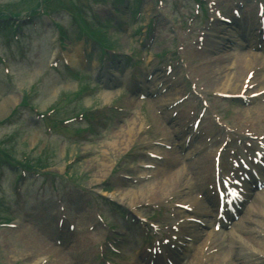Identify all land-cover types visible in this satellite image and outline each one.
<instances>
[{
	"label": "rangeland",
	"instance_id": "374dc122",
	"mask_svg": "<svg viewBox=\"0 0 264 264\" xmlns=\"http://www.w3.org/2000/svg\"><path fill=\"white\" fill-rule=\"evenodd\" d=\"M70 1L74 9L91 13L99 21H102L106 29L105 37L108 45L121 56L129 55V58L139 52H146L148 55L147 62L150 63L151 69L153 67L157 69L160 64L159 61H156L157 57L171 48V38L166 23H158L155 32L149 33L148 29H145L148 24L147 20L154 17V11L150 7L151 0H144V2L135 7L131 3L126 6L125 2L118 0ZM17 2L18 0H0V11H3L6 7L17 6ZM109 5L116 10V14L119 16L118 21L109 16L107 11ZM136 11H141L142 18L135 21L133 17ZM60 17L56 20L63 19L68 21L65 14H61ZM45 23L48 22L45 21ZM47 25L49 28L44 26V28L38 29V34L35 37V41L42 45L40 50L34 47L33 53H24V56L22 55V50L25 48V42L16 43L11 40L12 33L0 31V56H6L11 59L24 57L25 59L19 60L18 63L11 62L8 76L3 75L0 71V120L6 119L12 109L20 105L23 95H29L28 97L31 98L34 93L38 95V99L32 102V107L36 108L38 112L51 108L60 96L72 97L67 98V102L71 100L68 104L66 102V104H62L58 108L54 115L58 119L69 118L82 110H100L102 108L105 111L107 110L106 107L114 104H119L123 110L125 108L126 113L123 116H121L122 114H110V118L102 128H100L102 116H99L98 121L90 126L88 135L82 132L85 129L84 126L74 125L66 130L56 128L52 131L54 136L51 139H47L43 125L34 123L31 113L19 109L18 112L16 111L17 116L12 118V120L14 119V125H10L11 127L5 128L3 131L16 136V140L12 139L11 143L17 148L13 152L8 153L12 159L6 167L0 161V222H16V224L15 228H0V264H35L42 258H45L46 264H97V257L93 256L95 254L93 248L97 244L96 237L92 242H89L88 240L82 241L76 235H73L68 237L70 240L66 241L65 244L62 243L61 247L55 245L54 236L53 240L47 237L49 233L51 235L54 234L55 217L52 216L55 211L54 204L51 199V201H46L43 204L31 200V197L37 195L36 187H38L36 182L32 183L30 181L31 178H28V182L25 180L26 189H28L26 193L24 194L22 190L20 195L17 194L14 187V179L17 172H14L12 167L14 164L12 163L19 162L20 157L26 155L29 164L38 166V168L42 169L43 174L50 173L51 175H47L46 179L51 178L54 183L61 182V172L66 167L67 171H69L70 179L74 180L76 185L85 190H89V188L99 190V185L108 180L109 185L107 186L108 188L104 189V192L116 201H122L128 207L132 203L129 198H124L122 195L129 191L130 193H135L131 189L132 186L116 183L118 179L110 176V172L114 171V169L126 170L132 165L131 158L127 157V152L131 149L134 150L142 143L141 132L143 130H140L141 126L142 128L151 126L148 131H144L147 132L146 135L149 138L161 137L162 133L152 119V117L158 116L156 110H151L152 105L144 102L142 106H131L123 87L115 88L114 90L103 89L92 80L93 73L91 71L80 73L74 65L73 67L77 74H75L76 78L61 70L60 65H58L60 67L58 72L50 69V62L55 48V34L53 32L54 26ZM174 35L177 38V43L182 40L187 45L188 41L184 39L181 33ZM74 37V31L70 30L72 41ZM149 37L151 38L149 39ZM147 39H149L148 42L151 46L145 48L144 45ZM77 40L75 39L76 44L74 42L72 47H67L68 52L71 54L69 57H72L76 51ZM176 42L172 46H177ZM222 51H218V55ZM96 54L94 52L92 59H90L91 68L96 67L100 62L95 57ZM215 56L214 54L210 57ZM119 58L123 59V57ZM73 60L75 58L71 60L72 63ZM232 62L230 61L225 66L220 65V67L212 69L208 67L210 66L208 61H204L205 65L200 69V74H198L200 83L207 90H215L222 83H225L226 78H231L229 74H225L226 69L229 71L232 69L231 71H234L233 74L235 76L242 75L249 68L235 64V61L234 63ZM122 65L128 66L126 61H123ZM222 109L225 110V112L223 111L225 114L224 118L233 124V127L235 125L236 127L255 131L262 129L264 126V102H257L247 108L240 106L237 102H229L225 103ZM119 119L123 120L119 122ZM129 121L136 123L135 134L131 138L132 142H128L122 147L111 148L110 142L116 141L115 138L125 130ZM3 137L4 133H0V139ZM48 143L49 149L47 150L45 146ZM37 157H40L41 165H39ZM70 160H74V162L70 163ZM102 163H105L104 167L100 165ZM206 170H208V166ZM149 183H151V180ZM150 188V186H143L140 190H136V192L141 191L142 195L134 202L145 201L152 203L161 200L162 197L159 198L156 194L157 191H152ZM52 189L53 187L49 189V194H52ZM117 195H121V197L118 196L116 198ZM20 200H27L24 206L25 211L18 206ZM91 205L89 201L88 203L85 201L80 202V206L88 210L87 220L84 217V219L82 218V213H79V210L72 214L74 218L79 215L77 228L80 230V236L83 235L84 221L86 224L92 221L91 211L93 209ZM262 208L264 209L263 206ZM258 221V231L261 229L259 232H264V211L263 217H260ZM242 227L241 231L244 230V226ZM243 233L247 234L246 237L252 239V234ZM37 238L46 239L42 241L48 244V247L41 248L40 244H35L37 241H34V239ZM53 248H57L59 253H54ZM57 259L59 261H56ZM214 263L215 257L208 260V264Z\"/></svg>",
	"mask_w": 264,
	"mask_h": 264
},
{
	"label": "bare ground",
	"instance_id": "6f19581e",
	"mask_svg": "<svg viewBox=\"0 0 264 264\" xmlns=\"http://www.w3.org/2000/svg\"><path fill=\"white\" fill-rule=\"evenodd\" d=\"M235 53L236 52L234 51L233 54H235ZM233 54L231 55L230 59L234 60L235 64L237 63V64H244L245 66H249L247 64H248V61L250 60V57H248V55L246 53L239 52L236 55H233ZM239 83H240V78H239L238 75H236L231 80H229L227 78L225 83L224 84L222 83L220 86L224 87L223 89L235 91L238 88V84ZM153 88H155V87H153ZM168 100L170 101L171 99H168ZM168 100L165 101V100L161 99L160 101H158V105H160V106L164 105L167 102H169ZM135 124L136 123L134 121H131V122L129 121V123L125 127V130L115 138L116 141L114 140L115 142H110L111 148L115 149L117 147H122V146H125L128 142H130L132 136L134 135ZM173 124H174V126H175V124L178 125V122H176V123L174 122ZM174 133H175V131L171 135L173 137L174 143L178 144V138L173 136ZM177 146L178 145H176V147ZM171 155L174 158L173 162H172L173 164L171 166V170H169V171H161L159 173V177H158L159 181H157V184H153L154 187H152V188H154V189L157 188V190L159 191V194H161V195H164L166 193L167 188L169 189L171 186L175 187V185L180 184V182H182V181L185 182V183H183L182 186H185V187L188 188L190 183H192V182H190L188 177L187 178L184 177V173L185 172H189L188 176H190L193 179V181H194L193 185H194L195 189L196 190L198 189L199 191L200 190L202 191L201 183L198 184V182H201V178H200V175H198L199 172H198L197 169L200 168V167H203V162L201 161V160H203V158L197 159L194 162H189L188 161V162H186V164L184 166H182L178 170L177 169L175 170V167L178 164H180L182 159H180L178 156H176V152L175 151ZM100 165L102 167H104L105 163H102ZM195 177H197V181L194 180ZM263 195L264 194H262V193L259 194L257 196L258 197L257 199L262 203L261 206L263 205V207H264V196ZM128 197H129V200L131 201V203H133L134 201L139 199L138 197L133 195V193H129ZM205 203H207V200H205ZM249 211H251L252 215H254V213L255 214L257 213L256 215L263 213V211L260 209V207L256 208L255 206H253L251 208V210H249ZM206 213L207 212H205V214ZM204 217H208V213ZM247 222L250 223V225H255V223H256L255 221L249 220V219H247ZM254 238L255 237H252V239H254ZM42 240H46V239H44V238L43 239L42 238L34 239V241H37V243H35V244H37V245L40 244L41 248L48 247V244H46ZM243 240L246 241V242H250V239L247 238V237H244ZM235 247H236L237 251L240 249V246H238V245L237 246L235 245ZM239 251H244V249H241ZM186 254H188V252H186ZM246 256L249 257L248 255H246ZM56 261H59V259H57ZM190 264H193V262H191Z\"/></svg>",
	"mask_w": 264,
	"mask_h": 264
}]
</instances>
